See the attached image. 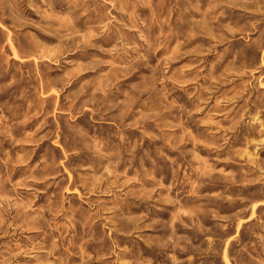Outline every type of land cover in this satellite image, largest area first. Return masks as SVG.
Listing matches in <instances>:
<instances>
[{
	"label": "rangeland",
	"instance_id": "rangeland-1",
	"mask_svg": "<svg viewBox=\"0 0 264 264\" xmlns=\"http://www.w3.org/2000/svg\"><path fill=\"white\" fill-rule=\"evenodd\" d=\"M0 264H264V0H0Z\"/></svg>",
	"mask_w": 264,
	"mask_h": 264
},
{
	"label": "bare ground",
	"instance_id": "bare-ground-1",
	"mask_svg": "<svg viewBox=\"0 0 264 264\" xmlns=\"http://www.w3.org/2000/svg\"><path fill=\"white\" fill-rule=\"evenodd\" d=\"M70 180V179H69Z\"/></svg>",
	"mask_w": 264,
	"mask_h": 264
}]
</instances>
